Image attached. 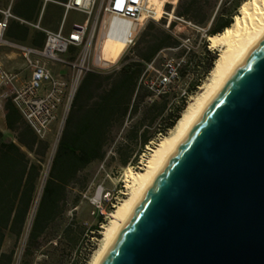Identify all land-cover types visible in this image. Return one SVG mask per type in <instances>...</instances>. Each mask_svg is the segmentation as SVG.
I'll return each mask as SVG.
<instances>
[{"label":"trees","instance_id":"16d2710c","mask_svg":"<svg viewBox=\"0 0 264 264\" xmlns=\"http://www.w3.org/2000/svg\"><path fill=\"white\" fill-rule=\"evenodd\" d=\"M247 1L179 0L175 16L206 29L207 36H215L231 26L237 11ZM163 22L146 23L115 66L83 75L36 203L37 182L48 143L26 132L17 138L33 155L32 160L14 143L5 141L0 133V264H12L13 248L25 231V259L40 253L46 245L53 252L49 254L51 259L52 256L62 259L63 252L71 253L80 233L74 223L65 221L64 215L72 188L79 186L76 183L79 175L90 164L102 161L109 149L119 166L134 167L145 148L158 135H166L179 120L185 109V98L173 101L174 95L166 91L154 97L143 83L147 64L155 62L163 51L181 46L171 33L174 23L165 30ZM203 47L206 50V44ZM214 60L209 58L207 70ZM6 105L14 106L10 101ZM84 190L85 186L80 185V192ZM79 196L73 199V206ZM102 222V215H98L91 231L99 232ZM6 240L12 242L8 251L3 250ZM85 261L86 258L76 259L69 264ZM58 262L64 264L61 260Z\"/></svg>","mask_w":264,"mask_h":264},{"label":"water","instance_id":"95a60500","mask_svg":"<svg viewBox=\"0 0 264 264\" xmlns=\"http://www.w3.org/2000/svg\"><path fill=\"white\" fill-rule=\"evenodd\" d=\"M101 264H264V37L174 152Z\"/></svg>","mask_w":264,"mask_h":264},{"label":"built area","instance_id":"2783aa9c","mask_svg":"<svg viewBox=\"0 0 264 264\" xmlns=\"http://www.w3.org/2000/svg\"><path fill=\"white\" fill-rule=\"evenodd\" d=\"M174 2L177 0L166 1L171 5V12L175 9ZM95 3L96 0H68L64 8L76 10L90 18ZM97 11L94 16V27L98 26L96 37L95 28L89 34L87 21L75 23L67 34L43 30L45 40L41 49L9 42L5 38V31L12 16L9 11L3 12L0 20V49L7 47L18 51L25 70L29 71V77L20 82L18 74L6 70L0 64V106L10 101L24 122L41 139L45 137L50 125L59 115L65 120L83 75L109 66L100 60L99 51L102 41L109 36L112 25L116 23L123 28L122 40L125 48H128L134 44L142 19H154L152 11L148 9V0H100ZM174 18L197 28L190 22ZM197 29L204 32L206 37V29ZM72 48H75L76 52L71 53ZM153 64L154 61L146 65L147 75L143 78V83L153 92L154 97H157L179 79L180 69L185 61L167 59L160 71L155 70ZM53 65L68 69L69 79L54 75L51 69ZM150 73L157 75V84L148 79ZM103 214L104 212L100 210V215ZM12 264L25 263L20 257H15Z\"/></svg>","mask_w":264,"mask_h":264},{"label":"rangeland","instance_id":"374dc122","mask_svg":"<svg viewBox=\"0 0 264 264\" xmlns=\"http://www.w3.org/2000/svg\"><path fill=\"white\" fill-rule=\"evenodd\" d=\"M99 1L100 0H96L95 7L90 18H88L87 15H83V22H88L89 34H91L95 28L94 16H96L98 12L97 10ZM167 1L173 2L174 0ZM178 1L179 0H177V2H174L176 3L175 9ZM163 9L166 15H164L160 20L143 18L142 23L139 26V30H141L148 22H154L157 24L161 21H164L163 28L165 30L168 29L171 22L174 23V26L171 29V33L180 41L181 46L177 49L163 51L154 62L153 67L155 70L160 71L162 69L164 61L167 59H173L175 61L184 59L185 63H188V65L184 68H182L181 66L182 69L179 79L165 89L166 92H170L171 95H174L172 97L173 101H178L181 97H184L186 108L193 97H195L197 94L202 93L201 87L209 77L210 72L214 67L215 61L219 56V53L216 50H210L208 48L209 36L206 35L205 37L204 32L187 25L182 21L176 20L174 18L176 17L175 9L173 12H171L170 4L165 3ZM100 17H102V14L100 15ZM97 34L98 26L95 28V37L97 36ZM204 44H206V50L203 47ZM6 49L18 52L15 49ZM126 49L127 48H125V50ZM125 50L123 51V53L125 52ZM206 51H208L211 56L207 55ZM210 57H214L215 60L211 64L210 69L207 70L208 65L210 64L208 61ZM118 61L114 64L109 65L107 68L115 66ZM51 69L54 75H59L67 80L69 79L70 73L68 69L63 68L60 65H53L51 66ZM156 76L157 75L155 73H150L148 75V79L157 84ZM63 124L64 120H62L61 116L59 115L57 120L50 125L48 132L44 137V139L48 140L49 142V149L43 163V182L47 176L51 159L56 151ZM162 136L163 135L158 136L157 140L153 142L152 145L148 148L153 149ZM148 148H145V153L140 156L138 163L134 167L119 166L117 162L112 159V149H109L102 161L90 164L79 175L78 182H76L79 186H77L76 188H72L69 197V203L66 207L64 215L66 222L74 223L79 228L77 231L78 234L80 233L79 239L72 252L67 255L65 252H63V258L58 260H61L64 264H69V262H71L72 260L77 259L79 261L83 258H86L84 264H88L89 259H91V256H93L95 250L99 248L98 246L100 245V241L102 239L100 231L102 230L103 226L107 224L109 220V213L113 212L116 206L119 204V201L124 198L122 194L125 190L124 180L126 178L127 169L131 168L137 171L141 166L142 159L144 160L150 152ZM80 185L85 186V190L82 192H80ZM77 195L80 196L78 198L77 204L73 206L72 201L75 197H77ZM100 210L104 212L102 216L103 222L100 223V231L94 233L93 231H91V229L97 224ZM26 237L27 231H25V233L19 239L18 243L13 248V259L15 257H20L21 261L25 264H59L56 257L53 258L52 256V259L50 258L49 254L53 252L50 249L49 245H46L40 253L25 259L23 252ZM10 248H12V242L10 240H7L4 245V250L8 251Z\"/></svg>","mask_w":264,"mask_h":264},{"label":"bare ground","instance_id":"6f19581e","mask_svg":"<svg viewBox=\"0 0 264 264\" xmlns=\"http://www.w3.org/2000/svg\"><path fill=\"white\" fill-rule=\"evenodd\" d=\"M167 0H148V9L155 20H160L166 13L164 4ZM171 18V16H170ZM142 23V21H141ZM140 23V24H141ZM123 28L114 23L110 34L100 47L99 57L103 64L116 63L125 50L122 40ZM264 37V0H249L242 4L238 16L224 32L208 37V48L219 53L214 67L204 85L202 93L191 99L182 111L179 120L168 133L162 136L153 149H149L146 158L137 171L128 168L124 180V198L115 210L109 213V220L100 231V245L95 250L88 264H101L102 260L116 241L118 235L138 207L139 203L172 157L177 148L187 137L191 129L204 114L206 109L223 89L236 69L243 63L248 52Z\"/></svg>","mask_w":264,"mask_h":264},{"label":"crops","instance_id":"0c3cea01","mask_svg":"<svg viewBox=\"0 0 264 264\" xmlns=\"http://www.w3.org/2000/svg\"><path fill=\"white\" fill-rule=\"evenodd\" d=\"M67 1L68 0H0V20L3 17V12L6 11H9L12 16L8 21L5 38L14 44L41 49L45 40L43 30L52 33L61 31L63 34H67L73 24L82 23L84 21V14L76 10H66L64 8V4H66ZM36 26H38V28H36ZM6 48L0 49V64L6 70L18 74L20 82L26 80L29 77V71L25 70L20 54L12 50H7ZM70 52L74 53L76 49L72 48ZM25 132L33 137H37L39 140L47 142L49 146L48 140L39 138L24 122L20 113L14 106H7L6 103H3L0 106V133L3 139L7 142L14 143L33 160V155L28 153L17 141V138ZM42 173L43 165L37 182V196L34 199L35 203L39 200V195L44 183L42 181Z\"/></svg>","mask_w":264,"mask_h":264}]
</instances>
